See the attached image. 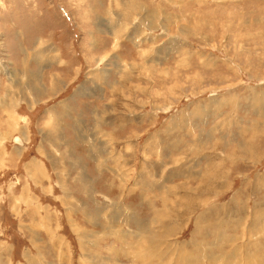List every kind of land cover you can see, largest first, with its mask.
I'll return each mask as SVG.
<instances>
[{"label":"rangeland","instance_id":"obj_1","mask_svg":"<svg viewBox=\"0 0 264 264\" xmlns=\"http://www.w3.org/2000/svg\"><path fill=\"white\" fill-rule=\"evenodd\" d=\"M0 264H264V0H0Z\"/></svg>","mask_w":264,"mask_h":264},{"label":"crops","instance_id":"obj_2","mask_svg":"<svg viewBox=\"0 0 264 264\" xmlns=\"http://www.w3.org/2000/svg\"><path fill=\"white\" fill-rule=\"evenodd\" d=\"M88 37H89V35H88ZM48 116H49V114H48ZM76 118H77V116L73 115L71 119H73L74 122L79 121V119L76 120ZM64 125L66 127L68 124H64ZM75 132H76V130H75ZM17 138L18 137H16V139ZM46 138H48V137H46ZM52 145H54V142H52ZM89 149H92V148H89ZM18 150H19V154H20V152L22 151V147H20ZM87 153H88L89 157H91L93 155L94 158H97V157H95L94 153H91L90 151H88ZM53 162H55V161H53ZM29 164H30V166H29ZM55 164H54V166H55ZM25 169H26V171L28 172V174L31 177H23V180L26 181V179H27L29 182H31V184H34L35 186H41L42 187L43 186L42 182L46 181L48 177H46V175L44 174V172L46 170H45V168L43 169V164L41 163V161H37V159H34V158L31 161L29 160V161H27V163L25 165ZM83 173H84V170H82V172L80 174H78L76 178H73L75 180V182H79L81 184H82V181H83L84 184L87 182L88 177L86 178L85 176H82ZM42 175H44L45 177H41ZM18 181H20V180H18ZM27 184L28 183L26 182L25 186H27ZM9 187H11V186H9ZM29 187H31V185H29L28 188ZM45 187L48 190L49 188H51V185L49 184V185H46ZM90 190L93 192L92 189H90ZM70 197H71V194H70ZM29 198H30V196H26L23 192L18 196L16 204L13 206L14 208L17 209V214H20V210H19L20 202H23L25 204V202L28 201V203L25 204L26 205V210H28V208L30 207ZM13 207H10V208L12 209ZM36 207L39 208V207H43V206H40L39 204H37Z\"/></svg>","mask_w":264,"mask_h":264},{"label":"bare ground","instance_id":"obj_3","mask_svg":"<svg viewBox=\"0 0 264 264\" xmlns=\"http://www.w3.org/2000/svg\"><path fill=\"white\" fill-rule=\"evenodd\" d=\"M28 78V77H27ZM33 82V81H32ZM20 139V138H19ZM16 141H18V142H20L21 140H16ZM28 166V165H27ZM29 166H30V164H29ZM30 169V168H29ZM33 175V174H32ZM129 221V220H128ZM143 222V221H142ZM182 256H183V258H184V255L183 254H181ZM180 258H181V256H178V259H177V261H179L180 260ZM185 259V258H184Z\"/></svg>","mask_w":264,"mask_h":264}]
</instances>
